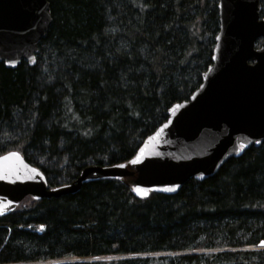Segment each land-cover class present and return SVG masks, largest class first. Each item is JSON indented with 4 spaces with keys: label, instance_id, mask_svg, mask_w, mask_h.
<instances>
[{
    "label": "trees",
    "instance_id": "1",
    "mask_svg": "<svg viewBox=\"0 0 264 264\" xmlns=\"http://www.w3.org/2000/svg\"><path fill=\"white\" fill-rule=\"evenodd\" d=\"M47 2L35 63L0 62V155L55 187L133 157L200 84L219 16L217 0ZM262 241L264 141L174 195L103 178L0 217V264H264Z\"/></svg>",
    "mask_w": 264,
    "mask_h": 264
},
{
    "label": "water",
    "instance_id": "2",
    "mask_svg": "<svg viewBox=\"0 0 264 264\" xmlns=\"http://www.w3.org/2000/svg\"><path fill=\"white\" fill-rule=\"evenodd\" d=\"M217 9L219 29L200 84L187 100L168 109L165 122L144 138L131 159L88 165L71 183L49 187L39 169L20 153L1 154L0 216L26 196L39 200L72 194L84 183L103 178L122 181L139 199L151 192L174 195L189 179L202 181L229 158L260 146L264 141L260 0H217ZM50 24L47 0H0V62L11 69L22 60L32 66Z\"/></svg>",
    "mask_w": 264,
    "mask_h": 264
},
{
    "label": "snow or ice",
    "instance_id": "3",
    "mask_svg": "<svg viewBox=\"0 0 264 264\" xmlns=\"http://www.w3.org/2000/svg\"><path fill=\"white\" fill-rule=\"evenodd\" d=\"M9 155H16V154H15V153H10ZM134 162H135V161H134ZM137 191H139V189H138ZM141 194L143 195L144 193L141 192ZM42 227H43V226H42ZM261 243L264 244V241H262Z\"/></svg>",
    "mask_w": 264,
    "mask_h": 264
},
{
    "label": "rangeland",
    "instance_id": "4",
    "mask_svg": "<svg viewBox=\"0 0 264 264\" xmlns=\"http://www.w3.org/2000/svg\"><path fill=\"white\" fill-rule=\"evenodd\" d=\"M69 259H71V260H72V259H74V258H69Z\"/></svg>",
    "mask_w": 264,
    "mask_h": 264
}]
</instances>
